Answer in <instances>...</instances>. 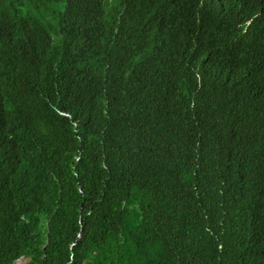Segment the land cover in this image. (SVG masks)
<instances>
[{
	"label": "trees",
	"instance_id": "16d2710c",
	"mask_svg": "<svg viewBox=\"0 0 264 264\" xmlns=\"http://www.w3.org/2000/svg\"><path fill=\"white\" fill-rule=\"evenodd\" d=\"M262 6L0 0V264H264Z\"/></svg>",
	"mask_w": 264,
	"mask_h": 264
},
{
	"label": "bare ground",
	"instance_id": "6f19581e",
	"mask_svg": "<svg viewBox=\"0 0 264 264\" xmlns=\"http://www.w3.org/2000/svg\"><path fill=\"white\" fill-rule=\"evenodd\" d=\"M256 12L252 13L251 19H250V24L252 25L253 23L256 22V20H260L264 24V17H262L261 13L264 14V6H262V9L256 8ZM264 50V47H262Z\"/></svg>",
	"mask_w": 264,
	"mask_h": 264
},
{
	"label": "rangeland",
	"instance_id": "374dc122",
	"mask_svg": "<svg viewBox=\"0 0 264 264\" xmlns=\"http://www.w3.org/2000/svg\"><path fill=\"white\" fill-rule=\"evenodd\" d=\"M18 264H25V261H24V260H20V261L18 262Z\"/></svg>",
	"mask_w": 264,
	"mask_h": 264
},
{
	"label": "clouds",
	"instance_id": "9594fccd",
	"mask_svg": "<svg viewBox=\"0 0 264 264\" xmlns=\"http://www.w3.org/2000/svg\"><path fill=\"white\" fill-rule=\"evenodd\" d=\"M250 24V21L247 23V26Z\"/></svg>",
	"mask_w": 264,
	"mask_h": 264
}]
</instances>
